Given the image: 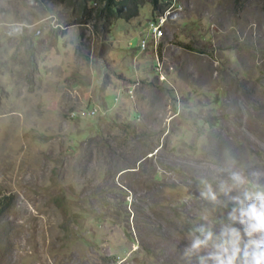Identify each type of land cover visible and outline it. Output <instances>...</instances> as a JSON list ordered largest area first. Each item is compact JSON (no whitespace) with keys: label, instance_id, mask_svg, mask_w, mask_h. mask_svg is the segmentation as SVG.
I'll return each instance as SVG.
<instances>
[{"label":"rangeland","instance_id":"rangeland-1","mask_svg":"<svg viewBox=\"0 0 264 264\" xmlns=\"http://www.w3.org/2000/svg\"><path fill=\"white\" fill-rule=\"evenodd\" d=\"M161 6L104 32L54 0H0V264H198L189 231L228 222L248 186L232 173L264 187V0Z\"/></svg>","mask_w":264,"mask_h":264},{"label":"clouds","instance_id":"clouds-1","mask_svg":"<svg viewBox=\"0 0 264 264\" xmlns=\"http://www.w3.org/2000/svg\"><path fill=\"white\" fill-rule=\"evenodd\" d=\"M232 180L236 186L246 183L248 186L239 195L230 197L229 203L234 207L227 212L228 222L219 233L205 224L193 226L189 231L185 256H195L198 264H264V187L246 182L238 172L232 173ZM231 191V187L220 188L226 196ZM201 197L213 204L220 203L211 185L205 186ZM200 219L207 221V217Z\"/></svg>","mask_w":264,"mask_h":264},{"label":"trees","instance_id":"trees-1","mask_svg":"<svg viewBox=\"0 0 264 264\" xmlns=\"http://www.w3.org/2000/svg\"><path fill=\"white\" fill-rule=\"evenodd\" d=\"M57 3L65 4L66 6H70L73 8L72 13L74 14L72 22L78 24H90L98 30L99 27L101 30L106 32L113 21L117 18H125L129 19L132 16L137 14L139 6L142 4L143 0H54ZM154 7V9L160 8L159 10H163V6H161L162 0H148ZM151 152V151H149ZM145 155H141L138 160L143 158ZM131 167V166H125ZM158 176L155 173L153 175V180ZM53 197L54 203L57 207H59L65 214L69 215V222H73L77 227L80 224L81 214L79 211L74 213L68 212L65 210V204H63L62 197L58 199V193L54 194ZM103 196L93 195L97 199L96 206L99 211L101 208H105L106 202L104 194ZM6 198H0V215L5 212L7 206L9 204ZM80 205V204H79ZM77 204V206L79 207ZM82 206V205H80ZM81 210V209H80ZM68 223H64L61 227L63 232L71 234L70 229L68 228Z\"/></svg>","mask_w":264,"mask_h":264},{"label":"built area","instance_id":"built-area-1","mask_svg":"<svg viewBox=\"0 0 264 264\" xmlns=\"http://www.w3.org/2000/svg\"><path fill=\"white\" fill-rule=\"evenodd\" d=\"M165 22L164 14H157L153 18L147 21L146 34L140 40L139 47L144 49L147 45V42L151 39L154 42L157 41V38L162 34V28ZM94 112V110H92Z\"/></svg>","mask_w":264,"mask_h":264}]
</instances>
